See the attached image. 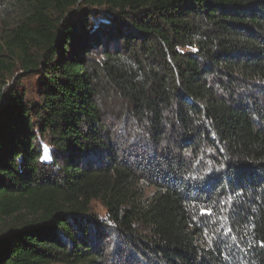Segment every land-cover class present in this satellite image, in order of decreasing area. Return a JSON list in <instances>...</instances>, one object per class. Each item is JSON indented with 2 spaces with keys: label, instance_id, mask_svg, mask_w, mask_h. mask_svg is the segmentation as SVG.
I'll return each instance as SVG.
<instances>
[{
  "label": "trees",
  "instance_id": "1",
  "mask_svg": "<svg viewBox=\"0 0 264 264\" xmlns=\"http://www.w3.org/2000/svg\"><path fill=\"white\" fill-rule=\"evenodd\" d=\"M8 8L0 264H264V0Z\"/></svg>",
  "mask_w": 264,
  "mask_h": 264
},
{
  "label": "rangeland",
  "instance_id": "2",
  "mask_svg": "<svg viewBox=\"0 0 264 264\" xmlns=\"http://www.w3.org/2000/svg\"><path fill=\"white\" fill-rule=\"evenodd\" d=\"M16 16L12 9L8 8L6 12H2L0 9V60L5 62L8 68L5 70L4 76L6 78L7 85L16 84L18 88H22L27 91L26 97L34 100L36 97V86L38 83L37 71L26 70L22 68V65L15 61L16 55L12 54L7 48L5 40L9 33V30L15 22ZM114 99L118 101L117 97L108 95L106 102ZM102 106V103H101ZM115 111L113 110V114ZM118 120L114 121L115 123ZM116 125V124H115ZM93 209L100 216H104L105 209L98 202H93ZM127 263V262H126Z\"/></svg>",
  "mask_w": 264,
  "mask_h": 264
},
{
  "label": "snow or ice",
  "instance_id": "3",
  "mask_svg": "<svg viewBox=\"0 0 264 264\" xmlns=\"http://www.w3.org/2000/svg\"><path fill=\"white\" fill-rule=\"evenodd\" d=\"M45 151H47V150L45 149ZM224 211H227V209H224ZM200 213H201L202 216L205 215V214L210 215L211 214V208H203L202 207L200 209ZM193 219H195V217H193ZM225 219H227V218L225 217ZM216 231L219 232V228H217ZM261 247H264V242H261Z\"/></svg>",
  "mask_w": 264,
  "mask_h": 264
}]
</instances>
